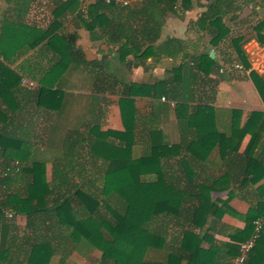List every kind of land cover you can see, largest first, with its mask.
<instances>
[{
	"label": "crops",
	"instance_id": "0c3cea01",
	"mask_svg": "<svg viewBox=\"0 0 264 264\" xmlns=\"http://www.w3.org/2000/svg\"><path fill=\"white\" fill-rule=\"evenodd\" d=\"M67 1L30 0L23 5L19 0H5V64L36 86L44 82L63 92L58 102L47 101L54 110L37 107L36 99L20 103V96L16 95L21 110L17 111L19 118L13 125L32 131L30 143L37 160L46 164L48 180L53 178L58 162L90 161L88 151L94 137L108 132L125 134L130 128L128 142L135 156L167 147L170 151L161 152L165 154L161 157L164 163L168 161L174 168L179 165L178 169L181 163L189 162L194 175L192 192L202 194L200 187H208L218 210L205 223L200 222L201 227H189L180 220L162 222L158 230L164 236V249L149 250L147 262L165 263L170 252H177L182 257L177 264H233L238 245L251 236L254 221L260 219L263 231L246 264H264V128L261 130L259 120L241 141L237 154H228L238 143L237 136L229 139L230 136L245 126L252 113L264 115V100L248 67L239 58V39L255 33L257 23L264 20V0H177L163 20L161 38L154 47L156 54L144 65H137L132 54L123 60L118 47L104 40L94 41L84 25L75 26L81 9L78 0L77 11L73 6L61 17L63 29L57 33L78 34L76 46L86 65L67 60L66 69L52 75L47 71L57 62L55 52L44 47L46 41L36 48L29 43L50 30L55 22L56 4ZM227 4H232L233 11L227 9ZM212 8L214 11L210 12ZM3 13L1 10L0 16ZM215 14L222 17L221 21L215 19ZM140 22L139 16L129 20L139 31ZM207 54L217 67L208 75L195 69L194 64ZM235 63L242 64L245 71L234 69ZM181 66H185L183 74L176 71ZM225 68L230 69L222 72ZM185 85L189 89H184ZM19 87L21 97L30 91L22 82ZM184 90L190 91V95ZM177 95L186 101L180 114L178 101L172 99ZM27 111V118L20 117ZM200 133L206 134L202 143L210 151H203L199 157L188 147L193 142L195 146L200 143L196 142ZM217 133L225 135L223 144L218 143ZM254 134L258 137L251 158L246 151ZM115 137L110 136L114 141ZM71 147L79 151H71ZM178 170L183 172L184 168ZM249 170L251 174H247ZM97 174L104 178V170H97ZM98 185L101 187L103 181ZM230 195L233 198L229 199ZM26 222L25 218L16 219L22 229ZM186 229H191L200 242L201 253L192 260L180 250ZM61 254L66 259L75 257L88 262L87 255L72 251L61 252L54 258ZM95 255L100 257L99 252Z\"/></svg>",
	"mask_w": 264,
	"mask_h": 264
},
{
	"label": "trees",
	"instance_id": "16d2710c",
	"mask_svg": "<svg viewBox=\"0 0 264 264\" xmlns=\"http://www.w3.org/2000/svg\"><path fill=\"white\" fill-rule=\"evenodd\" d=\"M19 1L25 5L30 0ZM77 1L68 0L56 4L53 10L55 22L50 30L29 43L31 48H36L46 41L44 47L55 52L57 62L48 68L49 74H59L65 70L67 60L86 65L82 51L76 46L78 34L57 33L63 29L61 17ZM176 3L177 0H143L131 6H123L115 1L106 3L104 0H97L86 11L80 9L75 26L79 28L81 24L84 25L94 41L104 40L118 47L123 60L132 54L137 65H144L152 54H156L154 47L161 38L163 20ZM230 5L232 4H227V9L233 11ZM138 16L142 27L140 31L129 24V20L135 17L138 19ZM214 17L221 21L222 17L218 14ZM255 28V33L239 39V44L242 45L239 58L246 67L248 62L243 52L244 43L253 37L264 43V20H260ZM1 38L0 264H50L56 254H69L71 251L80 256L87 255L91 264L179 263L182 257L177 252H170L165 263H150L146 260L149 250L164 249V236L158 230L162 222L164 224L180 220L189 227H201L200 222L205 223L211 214L218 211L206 189L208 187H200L204 191L202 194L192 192L194 175L189 162L180 164V168H184L183 172L178 170L180 168L177 169L179 165L174 168L168 161L164 163L161 157H165V154L161 152L170 151L167 147L135 156L133 146L128 142L132 130L127 128L125 134L108 132L102 137L91 139L88 151L90 161L58 162L55 164L53 178L49 181L46 177V164L37 160L35 149L31 146L32 131L13 125L19 118L17 111L21 110L16 95L20 96V103L36 99L37 107L54 110L47 101L58 102L63 92L60 88L53 90L48 84L38 82L37 88L29 89L25 86L30 91L21 97L19 86L22 77L5 64V22ZM194 64L195 69L206 75L217 68L208 54L195 60ZM176 71L183 74L185 66ZM250 75L264 100V80L255 73ZM184 89L189 88L185 85ZM184 92L190 95V91ZM172 99L178 101L177 111L180 114L185 107V99L179 95ZM14 101L17 105L12 107L11 103ZM5 106L8 110H5ZM28 113L20 114V117L27 118ZM235 113L240 115L241 112ZM256 120L261 122V130L264 128V115L252 113L245 126L230 136L229 139L237 136L238 143L231 147L229 155L237 154L241 141L251 132L250 128ZM236 133H239V137ZM205 135L200 133L196 141L200 143L195 146L193 142L188 151L199 157L203 155V151L209 153L210 148L202 143ZM110 136H116V140ZM216 136L218 143L223 144L225 135L217 133ZM257 137V134L253 135L246 151V155L251 158V150L257 143ZM69 149L79 151L77 147ZM252 161L255 163V160ZM89 168L92 169L90 172L87 171ZM97 170H104V178L100 179ZM76 174L78 177L71 176ZM247 174H251V171ZM99 181H103L101 187L98 185ZM231 198L233 195L229 196ZM17 218L26 219L24 229L16 223ZM196 240L198 239L191 229L183 232L180 250L190 260L201 253L200 242ZM95 252H99L100 257H96ZM61 259L63 262L66 257Z\"/></svg>",
	"mask_w": 264,
	"mask_h": 264
},
{
	"label": "built area",
	"instance_id": "2783aa9c",
	"mask_svg": "<svg viewBox=\"0 0 264 264\" xmlns=\"http://www.w3.org/2000/svg\"><path fill=\"white\" fill-rule=\"evenodd\" d=\"M97 0H80L81 2V11H86L87 6L90 2H96ZM106 3H111L114 0H104ZM118 1V2H117ZM116 2L123 6H131L134 3H140L143 0H117ZM243 52L248 62V72L249 74L255 73L264 80V43H262L258 38H250L243 45ZM234 69L245 71V68L240 63H235L233 65ZM230 68H225L226 71ZM22 84H24L29 89L36 87V84L32 81H28L25 78H22ZM164 101H167V98H162ZM172 106H175L174 103H170ZM11 217V215H9ZM263 231V222L258 219L254 221V229L251 236L241 242L238 245V254L233 260V264H246L250 254L255 249L257 242Z\"/></svg>",
	"mask_w": 264,
	"mask_h": 264
},
{
	"label": "rangeland",
	"instance_id": "374dc122",
	"mask_svg": "<svg viewBox=\"0 0 264 264\" xmlns=\"http://www.w3.org/2000/svg\"><path fill=\"white\" fill-rule=\"evenodd\" d=\"M4 11L3 15L0 16V40H3L1 38V32L3 31V25H4V22H5V0H0V11ZM4 18V20H3ZM4 21V22H3ZM5 40V39H4ZM21 185V184H20ZM19 185V186H20ZM63 255L61 254L60 256L58 255L57 257L53 258L50 262V264H91L89 262H84L83 259L81 258H77L75 259V257H70V258H67L65 259L63 262H62V257ZM64 257V256H63Z\"/></svg>",
	"mask_w": 264,
	"mask_h": 264
},
{
	"label": "water",
	"instance_id": "95a60500",
	"mask_svg": "<svg viewBox=\"0 0 264 264\" xmlns=\"http://www.w3.org/2000/svg\"><path fill=\"white\" fill-rule=\"evenodd\" d=\"M212 55H213V53H212Z\"/></svg>",
	"mask_w": 264,
	"mask_h": 264
}]
</instances>
